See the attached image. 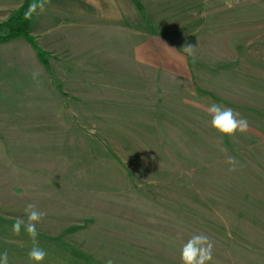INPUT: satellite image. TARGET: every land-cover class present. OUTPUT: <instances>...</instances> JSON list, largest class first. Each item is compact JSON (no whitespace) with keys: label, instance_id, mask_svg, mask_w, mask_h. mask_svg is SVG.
Instances as JSON below:
<instances>
[{"label":"rangeland","instance_id":"rangeland-1","mask_svg":"<svg viewBox=\"0 0 264 264\" xmlns=\"http://www.w3.org/2000/svg\"><path fill=\"white\" fill-rule=\"evenodd\" d=\"M131 1L32 35L50 83L0 98V253L33 264L11 228L34 203L42 264H181L195 233L211 264H264V0ZM212 103L248 131L217 133Z\"/></svg>","mask_w":264,"mask_h":264},{"label":"crops","instance_id":"crops-1","mask_svg":"<svg viewBox=\"0 0 264 264\" xmlns=\"http://www.w3.org/2000/svg\"><path fill=\"white\" fill-rule=\"evenodd\" d=\"M22 3L23 0H0V22L10 18ZM131 5V0H46L43 11L35 12L31 32L34 36L63 33L65 25H60V21L66 18H104L122 23ZM38 61L35 49L24 38L0 43V98L29 95L28 89L34 90L36 81L49 84L50 76Z\"/></svg>","mask_w":264,"mask_h":264},{"label":"clouds","instance_id":"clouds-1","mask_svg":"<svg viewBox=\"0 0 264 264\" xmlns=\"http://www.w3.org/2000/svg\"><path fill=\"white\" fill-rule=\"evenodd\" d=\"M46 0H35L29 6V13L26 18L30 19L31 14L37 9L43 11ZM236 0H225V6L233 7ZM195 47L185 45L183 51L194 56ZM38 73L34 74V79ZM207 114L210 116V125L221 136L234 137L238 132L243 134L249 129V122L242 117L238 111L230 107H224L217 103H212L207 107ZM94 131V129L90 130ZM226 152V149H222ZM226 163L230 166L229 171H235L238 161L235 157L227 156ZM25 218L16 217L12 224V234L19 236L23 230L32 241V247L28 252V259L33 264H42L47 256V252L39 246L37 225L42 222L47 215L41 211L36 204L28 203L24 208ZM214 244L210 238L203 233L192 234L183 244L180 251L181 264H211L213 260ZM0 264H8V252L0 253ZM106 264H113L111 259Z\"/></svg>","mask_w":264,"mask_h":264},{"label":"trees","instance_id":"trees-1","mask_svg":"<svg viewBox=\"0 0 264 264\" xmlns=\"http://www.w3.org/2000/svg\"><path fill=\"white\" fill-rule=\"evenodd\" d=\"M34 2L35 0H23L20 8L10 18L0 22V43L24 38L33 46L40 61L47 66V53L37 44L31 34V25L35 12L31 14L30 19L26 18V13H29V6Z\"/></svg>","mask_w":264,"mask_h":264}]
</instances>
